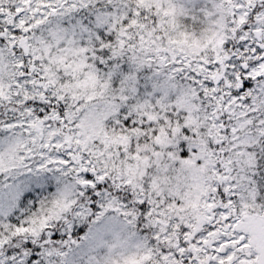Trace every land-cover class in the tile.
I'll use <instances>...</instances> for the list:
<instances>
[{
	"label": "snow or ice",
	"instance_id": "snow-or-ice-1",
	"mask_svg": "<svg viewBox=\"0 0 264 264\" xmlns=\"http://www.w3.org/2000/svg\"><path fill=\"white\" fill-rule=\"evenodd\" d=\"M0 264H264V0H0Z\"/></svg>",
	"mask_w": 264,
	"mask_h": 264
}]
</instances>
